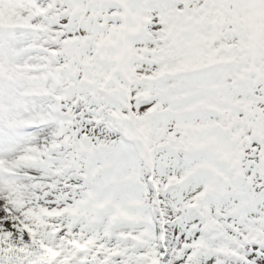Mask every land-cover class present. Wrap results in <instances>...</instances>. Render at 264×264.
Instances as JSON below:
<instances>
[{
  "label": "snow or ice",
  "instance_id": "6c2138e0",
  "mask_svg": "<svg viewBox=\"0 0 264 264\" xmlns=\"http://www.w3.org/2000/svg\"><path fill=\"white\" fill-rule=\"evenodd\" d=\"M0 264H264V0H0Z\"/></svg>",
  "mask_w": 264,
  "mask_h": 264
}]
</instances>
